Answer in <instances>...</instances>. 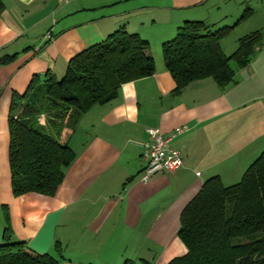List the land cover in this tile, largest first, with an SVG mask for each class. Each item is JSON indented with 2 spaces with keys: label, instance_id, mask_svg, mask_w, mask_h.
I'll return each mask as SVG.
<instances>
[{
  "label": "crops",
  "instance_id": "0c3cea01",
  "mask_svg": "<svg viewBox=\"0 0 264 264\" xmlns=\"http://www.w3.org/2000/svg\"><path fill=\"white\" fill-rule=\"evenodd\" d=\"M2 1L0 60L14 57L0 63V243L6 211L12 240L63 264H169L185 255L177 235L183 207L210 177L237 183L264 150V41L246 65L232 62L235 75L226 86L204 77L178 93L162 43L188 19H204L213 29L232 26L221 40L228 54L240 36L264 30V10L257 11L264 0ZM249 6L251 16L240 20ZM121 27L148 39L156 71L122 83L113 100L65 126L59 138L76 157L55 194L15 195L8 161L12 96L25 93L34 74L49 70L59 78L72 56ZM180 125L188 128L170 145L182 151V166L142 180L147 129L171 135Z\"/></svg>",
  "mask_w": 264,
  "mask_h": 264
},
{
  "label": "trees",
  "instance_id": "16d2710c",
  "mask_svg": "<svg viewBox=\"0 0 264 264\" xmlns=\"http://www.w3.org/2000/svg\"><path fill=\"white\" fill-rule=\"evenodd\" d=\"M3 6L0 0V18ZM252 9L243 10L240 20L249 18ZM232 29L229 25L212 29L204 19H188L173 39L162 43L165 66L176 82L174 92L204 77L221 87L233 81L232 62L237 67L246 65L264 41V30L240 36L237 49L227 55L220 41ZM152 52L148 39L121 27L72 56L61 80L49 70L37 73L25 93L12 96L8 161L15 195L55 194L76 157L60 133L90 106L113 100L122 83L152 75L156 71ZM203 183L182 209L177 235L187 253L169 264H264V150L237 183L225 185L219 176ZM4 214L7 223L0 264H63L52 254L35 252L26 242L12 240L9 217ZM60 247L57 241L55 251Z\"/></svg>",
  "mask_w": 264,
  "mask_h": 264
},
{
  "label": "built area",
  "instance_id": "2783aa9c",
  "mask_svg": "<svg viewBox=\"0 0 264 264\" xmlns=\"http://www.w3.org/2000/svg\"><path fill=\"white\" fill-rule=\"evenodd\" d=\"M69 2L70 0H63ZM51 37L50 33L46 35ZM187 126H178L174 128L172 134H163L156 126L147 129L149 140L144 145L141 160L144 161L141 170L142 180H149L154 174L162 171L173 172L184 163L182 159V151L171 146L170 141L178 136L180 132L187 130Z\"/></svg>",
  "mask_w": 264,
  "mask_h": 264
},
{
  "label": "rangeland",
  "instance_id": "374dc122",
  "mask_svg": "<svg viewBox=\"0 0 264 264\" xmlns=\"http://www.w3.org/2000/svg\"><path fill=\"white\" fill-rule=\"evenodd\" d=\"M257 9H258V10H257L258 13H259V11L264 10L263 7H259V8H257ZM257 16H258V15H257ZM257 18H258V17H257ZM256 20H257V19H256ZM212 29H213V28H212ZM229 35H230V34H229ZM232 36H233V35L228 36L227 39H226V41H225L226 43H225V47H224V48H225L226 51H228V50L231 49V45L233 44V39H234V38L232 39ZM220 42H221V41H220ZM221 43H222V42H221ZM237 47H238V42H237ZM237 47H236L235 49H237ZM235 49H234V50H235ZM234 50L231 49L230 51L233 52ZM232 52H229V53L231 54ZM227 53H228V52H227ZM229 53H228V54H229ZM225 54H226V53H225ZM228 54H227V55H228ZM65 70H66V69H65ZM64 73H65V72H64ZM64 73H63L62 76H60V77L58 78L59 80H61V79L63 78Z\"/></svg>",
  "mask_w": 264,
  "mask_h": 264
},
{
  "label": "clouds",
  "instance_id": "9594fccd",
  "mask_svg": "<svg viewBox=\"0 0 264 264\" xmlns=\"http://www.w3.org/2000/svg\"><path fill=\"white\" fill-rule=\"evenodd\" d=\"M43 123V121H41Z\"/></svg>",
  "mask_w": 264,
  "mask_h": 264
}]
</instances>
